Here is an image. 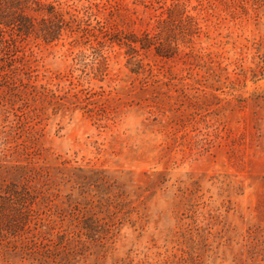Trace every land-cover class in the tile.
Listing matches in <instances>:
<instances>
[{"label":"rangeland","instance_id":"374dc122","mask_svg":"<svg viewBox=\"0 0 264 264\" xmlns=\"http://www.w3.org/2000/svg\"><path fill=\"white\" fill-rule=\"evenodd\" d=\"M59 1L79 28L10 63L36 96L0 79V196L14 165L51 177L26 226L0 216V264H264V0ZM175 1L198 34L132 72L113 34L152 33ZM74 167L106 184L66 183ZM89 217L115 224L87 239Z\"/></svg>","mask_w":264,"mask_h":264},{"label":"trees","instance_id":"16d2710c","mask_svg":"<svg viewBox=\"0 0 264 264\" xmlns=\"http://www.w3.org/2000/svg\"><path fill=\"white\" fill-rule=\"evenodd\" d=\"M74 26L79 28L77 16L63 9L59 0H0V79L2 84L8 82L7 79H9L10 83L8 82L7 85H10L7 87L10 88L8 92L14 94L12 96L15 98L18 96L19 99L26 93L36 96L34 94L37 91L35 86L29 83L24 84L21 79H19L18 86L25 90L18 91L9 75L10 72H13L10 63L17 59L16 56L20 52L22 44L30 40L41 41L45 44L56 42L67 32H73ZM198 32L196 18L187 11V6L184 3L175 1L161 12L156 19L155 29L152 33L146 30L140 34L134 32L124 35L114 33L111 42L126 48V54L129 56L127 64L134 67L130 68L132 72L137 73L143 67L141 59L136 58L140 51L153 50L157 56L170 58L177 54L179 42L191 43L192 38ZM98 56L104 70L106 57L101 53ZM15 90L16 92H14ZM44 93V90L39 92L38 96L40 97L38 98L44 96L43 99H46L49 106L55 104L53 101L55 95L51 92L47 97V92ZM11 169L15 170L16 175L17 173H22V175L18 182L12 181L7 184L0 196V216L4 219L5 229H7L8 223L10 226H16V224L26 226L30 222L29 213L32 211V205H36L38 198L45 197L43 189L51 183V177L47 174L46 168L36 162H32L31 166L14 165ZM25 169H32V173H26ZM100 173L74 167L62 176V180H65L66 183L71 182L73 185L82 183L94 186L97 189L100 185L106 184L105 178L100 177ZM120 205V202L114 205L115 211H120V208L117 207ZM101 220L103 218H84L81 222L79 221L77 229H80L81 234L87 239L102 240L104 237L101 236L100 230H105L106 227L107 231L109 227H114L115 223L113 219H110L109 222H101ZM0 222L3 224L2 220ZM12 222L15 223L12 224ZM2 228L0 230H3ZM57 238L60 245L70 244L71 240L68 239L67 234L58 235Z\"/></svg>","mask_w":264,"mask_h":264}]
</instances>
